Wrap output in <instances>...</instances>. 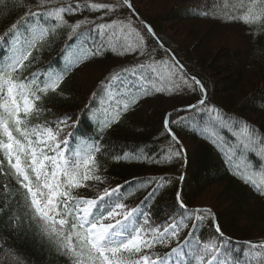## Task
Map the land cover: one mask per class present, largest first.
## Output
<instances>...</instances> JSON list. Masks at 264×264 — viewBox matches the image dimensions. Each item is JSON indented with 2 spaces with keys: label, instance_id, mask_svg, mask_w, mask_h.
<instances>
[{
  "label": "trees",
  "instance_id": "trees-1",
  "mask_svg": "<svg viewBox=\"0 0 264 264\" xmlns=\"http://www.w3.org/2000/svg\"><path fill=\"white\" fill-rule=\"evenodd\" d=\"M217 1L132 0L139 19L151 25L163 42L160 46L156 41L154 46L153 39L146 38L147 49L152 53L148 60L142 59L139 53L121 54V47L113 49L107 37L96 31L95 24L79 29L80 34L71 39V28L58 27L34 52V58L22 75L67 69L60 89L47 94L41 103L44 117L54 120L67 114L69 123L77 125L76 147L91 137L101 141L106 149L96 157V163H90L93 171L98 166L97 174L102 180L83 182L84 186L75 189L73 195L95 199L105 188L125 185L120 193L124 198L122 202L129 209H136L157 188L159 177H168L165 186L143 205V212L151 211L153 221L163 222L172 211L170 206L175 193L180 191L189 208H210L215 214L224 237L221 244L233 264H264V248H260L264 245V195H261L264 176L260 174L264 171V156L258 155L256 150L246 149L237 135L247 124L249 130L255 131L257 139L264 137V27L228 19L226 13L241 15L230 7L235 0ZM67 2L85 5L112 3L113 0ZM12 3L13 0H7L8 8L0 6V37L23 15L24 10L12 9ZM25 3L35 10L38 0H25ZM129 15L130 12L125 10L119 18ZM103 16V10L81 7L66 19L71 23L83 19L95 21ZM46 21L45 16L39 22L43 26ZM35 22V18L26 22L18 35H24L25 27L31 28ZM48 26H52L50 21ZM14 39L10 37L8 44L0 40V50L7 51ZM86 49L91 51L84 59ZM165 50L174 54L189 77L199 79L206 90L207 104L202 108L171 116L174 121L179 117L188 118L172 126L184 149L180 158L169 156L170 146L173 151L175 146L164 134L163 119L175 109L195 104L201 93L197 87L195 91L184 88L179 92L149 91L145 95L141 87L144 84L142 72L150 75L157 87H171V84L155 79V73L150 69L137 68V65L153 60H167ZM93 51L95 55H92ZM116 77L125 80L124 91L119 96L123 101L120 115L114 117L117 122L101 131L109 110L108 105L107 111L103 112L104 91ZM137 96L139 103L130 105L124 112L123 104ZM117 100L118 97L114 103ZM217 112L224 118H231L227 120L229 127L222 128L215 123L212 117ZM33 123H42V120ZM72 131L73 128L67 129V132ZM0 160H4L2 153ZM245 162L253 167L245 169ZM241 172L251 175L256 186L241 179ZM150 178H157L156 183H151ZM18 189L19 184L5 161L4 171L0 172V264H71L68 257L58 253L47 238L40 235L35 224L29 226L23 200L16 195ZM17 217L23 218L19 227L16 226ZM191 226L190 221L189 229ZM213 233L214 229L205 218L197 229V237L208 240ZM186 235L173 240L170 247L158 246L153 251L164 255L183 244ZM6 252L11 255L5 257ZM180 259H184L183 255Z\"/></svg>",
  "mask_w": 264,
  "mask_h": 264
},
{
  "label": "snow or ice",
  "instance_id": "snow-or-ice-1",
  "mask_svg": "<svg viewBox=\"0 0 264 264\" xmlns=\"http://www.w3.org/2000/svg\"><path fill=\"white\" fill-rule=\"evenodd\" d=\"M0 6L8 8L7 0H0ZM81 7L103 10L104 16L95 21L83 19L70 23L66 17L75 14ZM230 7L241 15L226 13L228 19L264 27V0H235ZM12 9H23L24 12L0 37L5 44H8L10 37H15L7 51L0 50V153L4 157V160H0V172L4 171V162L7 161L9 171L19 184L16 195L23 200L29 226L35 224L40 235L46 237L58 253L68 257L71 264H233L221 244L223 233L210 208H189L182 193L177 191L170 206L172 211L163 222L153 221L151 211H142L143 205L165 186L168 177H159L157 188L136 209H129L122 202L124 198L120 193L125 185L105 188L95 199L73 195L75 189L84 186L83 182L102 180L97 174L98 166L93 171L90 163H96V157L106 149L102 147L101 141L91 137L82 140L76 147L77 125L69 123L70 117L67 114L54 120L44 117L41 103L47 94L60 89L67 69L62 72L22 75L34 58V52L61 26L71 28V39L80 34L79 29L95 24L96 31L107 37V42L113 49L121 47V54L139 53L142 59H151L152 53L147 49L146 38L151 37L154 46L156 41L160 42V46H163V42L151 25L139 19L132 0L85 5H73L67 0H38L35 10L25 0H13ZM125 10L130 15L119 18V14ZM45 16L51 22V27L48 26V21L43 26L39 22ZM113 16L117 19H112ZM33 18L36 19L33 26L25 27L24 35H18L21 27ZM101 20L110 22L102 23ZM89 51L91 50L84 51V59L88 58ZM95 54L93 51L92 55ZM165 55H168L167 60H153L152 63L139 64L137 68L150 69L151 73H155V79L167 82L171 87H157L151 76L142 72L144 84L141 87L144 94L148 95L149 91L179 92L184 88L195 91L197 87L201 93V98L195 104L175 109L163 119L164 134L171 138L175 146L174 151L170 146L169 156L180 158L184 149L172 126L181 124L188 118L179 117L174 121L171 116L181 111L194 112L202 108L207 104L206 90L199 79L189 77L174 54L170 55L169 50H165ZM135 74L134 70L133 75ZM139 99L137 96L124 103L123 111L126 112L130 105L139 103ZM120 108V101L117 100L114 112L111 115L106 113L101 131L117 122L114 117L120 115ZM212 119L225 128L229 127L227 120L231 118H224L217 112ZM34 120H42V123H33ZM69 128H73V131L67 132ZM237 135L246 149L256 150L258 155L264 156V137L257 139L255 131L249 130L247 124L241 127ZM257 144L260 145L259 148ZM229 159L231 160V156ZM244 167L249 169L253 166L245 162ZM237 170L239 171V166ZM260 174L264 176V171ZM241 179L256 186L251 175L241 172ZM156 180L157 178H150L151 183H156ZM5 191L8 192L7 186ZM261 195H264V191ZM205 218L214 229L208 240L197 237V229ZM16 219V226L19 227L23 218ZM190 221L191 229L188 227ZM185 233L184 243L171 248L170 252L160 255L153 251L158 246L170 247L173 240H179ZM260 248H264V245H260ZM10 255V252L5 253V257ZM181 255L184 259H180Z\"/></svg>",
  "mask_w": 264,
  "mask_h": 264
},
{
  "label": "rangeland",
  "instance_id": "rangeland-1",
  "mask_svg": "<svg viewBox=\"0 0 264 264\" xmlns=\"http://www.w3.org/2000/svg\"><path fill=\"white\" fill-rule=\"evenodd\" d=\"M217 3L218 1L215 0ZM221 2V0H219V3ZM217 6V5H214V7ZM70 54H72L70 52ZM75 55H73L72 58H74ZM121 80V81H120ZM124 88H125V80H124V77L123 79H121L120 77L115 78L113 80L112 83H108L106 85V88H105V95H106V99L105 101L102 102V106L105 108L103 112H106L107 111V106L109 105V110L107 111L109 115H111L114 110H115V106H116V103H114V99L118 97V100L120 101V103H122L123 101L119 99V96H120V93H122L124 91ZM106 117L104 118V121H105Z\"/></svg>",
  "mask_w": 264,
  "mask_h": 264
},
{
  "label": "water",
  "instance_id": "water-1",
  "mask_svg": "<svg viewBox=\"0 0 264 264\" xmlns=\"http://www.w3.org/2000/svg\"><path fill=\"white\" fill-rule=\"evenodd\" d=\"M184 107H186V106H184ZM184 107H181V108H184ZM178 109H180V108H178Z\"/></svg>",
  "mask_w": 264,
  "mask_h": 264
}]
</instances>
